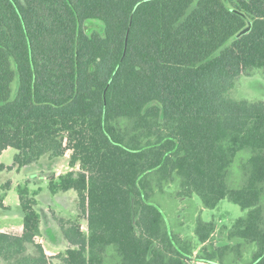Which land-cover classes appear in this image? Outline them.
I'll return each instance as SVG.
<instances>
[{"label":"trees","instance_id":"obj_1","mask_svg":"<svg viewBox=\"0 0 264 264\" xmlns=\"http://www.w3.org/2000/svg\"><path fill=\"white\" fill-rule=\"evenodd\" d=\"M257 69L264 0H0V154L17 152L0 173L69 152L78 170L48 190L75 192L87 224L59 220L70 247L48 257L35 242L40 189L18 186L22 233L0 232V264H187L194 246L150 201L153 185L176 179L205 209L226 199L245 211L226 241L254 244L250 264H264V101L232 97ZM241 152L246 179L229 188ZM214 231L199 221L198 245Z\"/></svg>","mask_w":264,"mask_h":264},{"label":"rangeland","instance_id":"obj_2","mask_svg":"<svg viewBox=\"0 0 264 264\" xmlns=\"http://www.w3.org/2000/svg\"><path fill=\"white\" fill-rule=\"evenodd\" d=\"M86 28L90 31H100L103 29L102 25L97 22H88ZM15 85L16 83H14ZM232 97L237 100H247L250 102L264 101V71L257 69L248 75L240 76L232 90ZM16 153V150L11 148L3 151L0 154V163L7 167L12 166ZM247 156L248 154L245 152L239 153L231 165L227 178L229 188H238L244 183L246 177H244L242 163ZM68 158L69 152L60 159H49L47 156H44L38 162L20 170L13 168L0 173V196L4 195V202L10 209L9 211L0 209V223H16L14 225L15 229L22 224L23 215L19 205L18 186L26 185L31 192L40 189L36 197L37 205L35 206V210L40 214L43 231L40 229L42 231L40 238L42 239L38 238L37 241L41 246L46 248L48 245H56L55 251L59 253L64 252L61 247L63 241L59 239V235L55 232L54 234L50 233L52 235L49 234L51 238L48 239V224L53 222L57 225V220H72L73 218H77L79 215L77 197L73 191L51 195L48 190V183L52 177L57 178L67 172L77 171L78 168L69 167ZM7 181L11 182L12 187L4 191L1 187ZM180 191L178 179L172 184L162 186L155 184L153 185L150 201L162 211L167 229L182 239L190 241L194 246L193 256L187 264H196L198 260L195 257L199 253L204 257H213L215 261L232 264V255L234 249H236V243L230 246L233 247L232 253L227 252V256L222 257L221 247L223 244H220V242L227 240V235L234 221L242 217L245 211L226 199L222 200L215 209H205L196 195L185 197L181 196ZM199 221L213 222L216 225L213 236L203 246L198 245L194 237V231ZM86 227L84 225V231L87 229ZM15 229L9 230L16 231ZM51 230L53 229L51 228ZM218 244L220 245L216 246ZM248 246L244 247L247 248ZM203 248H205V252H200ZM216 248L219 250H216Z\"/></svg>","mask_w":264,"mask_h":264},{"label":"crops","instance_id":"obj_3","mask_svg":"<svg viewBox=\"0 0 264 264\" xmlns=\"http://www.w3.org/2000/svg\"><path fill=\"white\" fill-rule=\"evenodd\" d=\"M76 168H78V167H76ZM4 200H3V205L7 209H5L3 211H9L10 209H9V207L6 206V203L4 202ZM62 220H64V219H62ZM57 221H59V220H57ZM64 221H67V220H64ZM71 221H77L78 224L80 225L81 231L84 232V233H87V231H86L87 229L84 231V225L87 226V224H86V221L83 218L82 219H78V217H77V218H73ZM15 224L16 223H13V222H9V223L8 222H3V223H0V232L7 233V234H12V235H20L22 233V224L20 226H18L17 229H15V226H14ZM41 225H42V222H41ZM214 226H216V225H214ZM51 228L53 230H51ZM9 229H11V230L15 229L16 231H11ZM40 229L43 231V229L41 228V226H40ZM42 231H41V234H42ZM47 232H48V239L51 238V237H49V234L50 233H53L54 234V232H55V233H57L59 235V239L63 241L62 244H61L62 245L61 247H62V249L64 251L67 250L70 247V245L68 244V242L63 237V234H62L61 228L59 226V223L57 225H55L53 222H50L48 224ZM50 235H52V234H50ZM212 236H213V234L211 235V237ZM36 238H37V240H38V238L39 239H42V238H40V236H38ZM234 243H236V249H234V253L232 255L233 256L232 264H250L251 261H252V255H253V253L255 251L256 246L254 244H247L246 242H244L243 240L238 239V238H235V239L230 240V241H224V242L221 241L220 242V244H223V246H225L227 244L229 246H232V245H234ZM220 244H218L216 246H219ZM246 245H249V246L247 248H245L244 246H246ZM43 249H44L45 254L48 257H54L55 255L59 254V252L55 251L56 250V245H54V244L52 246H49L48 245L47 248L46 247H43ZM232 250H233V247L228 252H230V254H231L232 253ZM55 261L56 260H53V263H57V261L56 262ZM196 264H209V263H205V262L198 261Z\"/></svg>","mask_w":264,"mask_h":264},{"label":"water","instance_id":"obj_4","mask_svg":"<svg viewBox=\"0 0 264 264\" xmlns=\"http://www.w3.org/2000/svg\"><path fill=\"white\" fill-rule=\"evenodd\" d=\"M248 30H249V29L247 28V29H245V30L241 31V33H239V35H238V36H241V35L245 34V33H246Z\"/></svg>","mask_w":264,"mask_h":264},{"label":"built area","instance_id":"obj_5","mask_svg":"<svg viewBox=\"0 0 264 264\" xmlns=\"http://www.w3.org/2000/svg\"><path fill=\"white\" fill-rule=\"evenodd\" d=\"M35 242H36L37 244H40V243H38L37 238H35ZM40 245H41V244H40Z\"/></svg>","mask_w":264,"mask_h":264}]
</instances>
